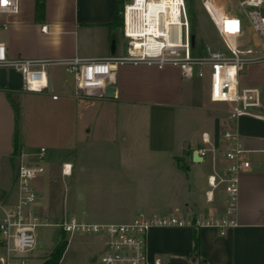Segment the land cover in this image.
Wrapping results in <instances>:
<instances>
[{"label":"crops","instance_id":"crops-1","mask_svg":"<svg viewBox=\"0 0 264 264\" xmlns=\"http://www.w3.org/2000/svg\"><path fill=\"white\" fill-rule=\"evenodd\" d=\"M128 1L43 0L40 13L35 0L33 20L14 21L11 17L21 9L4 16L0 29L10 28L11 34L9 42L0 40L6 43L12 57L65 59L123 55L127 42L119 43L117 35L121 32L125 37L121 10ZM23 35L45 37L47 48L44 51L26 50L21 42ZM113 41L116 42L114 54ZM48 73L52 93L45 94L58 101L63 94L53 92L54 76L49 69ZM244 77L242 75V79ZM71 78L74 91L70 96L75 97V83ZM249 82L246 78L244 83ZM107 84L116 86L114 97L106 98L103 90H97L81 99L90 98L92 104L103 111L97 124L88 127V136H97L103 130L106 137L113 132L122 137L118 147L120 163L116 168V185L124 203L122 208L126 211L120 221L115 222L131 221L141 212L186 217L221 215L226 204L223 187L214 189L213 201L207 200L213 153L199 154L200 162L192 160V153L207 145L202 139V134L207 132L217 147L222 165L221 151L226 145L223 132L228 127H236L250 161V167L240 175L239 224L228 229L225 235L214 226L154 227L147 238L149 258L151 263L159 259L160 264H264V118L243 116L233 121L228 117V104L222 103L226 105V112L220 109L221 104L211 106L205 128L191 135L186 129L187 120L203 107V89L197 78L186 79L175 67L159 69L126 64L115 68ZM22 91L21 75L11 69H0V155L9 153L13 157L16 116L12 95ZM53 93H58L59 98L53 99ZM23 147L24 143L18 153L20 157L24 154ZM38 152L29 153L28 161L34 162ZM105 184L109 183L105 181ZM16 198L17 187L13 201ZM81 198L86 200L82 212L88 220L84 221L114 222L94 214L85 193ZM97 237L88 249L86 262L97 261L94 257L104 249V239ZM34 257L36 261L35 254Z\"/></svg>","mask_w":264,"mask_h":264},{"label":"built area","instance_id":"built-area-1","mask_svg":"<svg viewBox=\"0 0 264 264\" xmlns=\"http://www.w3.org/2000/svg\"><path fill=\"white\" fill-rule=\"evenodd\" d=\"M238 5L257 34L258 44L247 49L238 46L245 34L243 17L234 12H223L212 0H201L220 37L221 47L207 45L204 55L194 53L191 17L186 0H130L123 5L124 35L128 39L123 55L104 58L79 56L52 59L12 57L5 42L0 40V69H11L22 77L26 92H49L50 65H63L75 83V97L82 98L103 90L116 67L126 64L154 66L159 69L175 67L186 79L202 78L204 68L210 67L209 96L214 102L228 104V117L237 121L243 116L264 118L262 90L258 85L241 81L245 66L264 62V0H237ZM169 2V3H167ZM172 5L175 7L173 8ZM18 0H0V27L4 16L19 12ZM46 29V26L43 27ZM52 92V91H51ZM53 99L59 94L53 93ZM202 139L206 146L197 149L200 155L213 153V172L209 175L211 189L207 200H214V189L222 186L226 204L221 215L186 217L177 214L141 212L128 222L95 223L70 215L59 223L64 233L95 235L104 239V249L98 253L99 264H160L150 262L148 232L154 227L214 226L225 235L238 222L240 175L250 161L247 149L236 127L223 132L226 145L221 151L224 161L219 163L217 147L209 134ZM46 147H41L34 162H21L17 168V198L0 203V244L4 252L1 264H35L38 246L37 229L49 224L38 209V191L35 181L45 173ZM63 172H72V163H64ZM68 170V172H66Z\"/></svg>","mask_w":264,"mask_h":264},{"label":"rangeland","instance_id":"rangeland-1","mask_svg":"<svg viewBox=\"0 0 264 264\" xmlns=\"http://www.w3.org/2000/svg\"><path fill=\"white\" fill-rule=\"evenodd\" d=\"M18 1L21 10L11 18L19 23L33 20L35 0ZM186 1L189 12H192L196 33L194 53L204 55L207 45L212 48L221 47L218 32L203 8L201 0ZM212 2L223 12L230 11L243 17L245 34L238 39L239 48L247 49L258 44L257 34L249 21L245 19L237 0H212ZM10 34V28L0 29V39L9 42ZM117 39L119 43L123 40L128 41L121 32L118 33ZM21 42L25 48L27 47L26 50L33 48L44 51L48 40L42 36L27 38L23 35ZM48 69L54 76L53 92L63 94L58 101L51 100L45 92L43 94L22 91L12 95L16 116L15 128L20 142L24 143V154L22 157L18 154L11 157L9 153L0 155V203L14 202L19 164L29 162V153H36L41 146H45L47 148L44 158L46 171L42 174L43 178L37 180L36 188L38 209L44 221L49 224L37 229L38 247L34 254L38 259L35 263L43 264L45 257L65 237L68 240V246L60 264H99L97 261L86 262L88 249L99 237L64 233L59 223L72 214L80 220H88L82 212L86 200L83 199L84 197L81 198V194L84 193L89 201L87 204L92 207L94 214L100 215L104 220L120 221L119 219L126 211L122 208L124 203L121 201L116 185V168L120 163L118 147L122 137L118 132L110 133L106 137L103 130L99 131L97 136H88V127L97 124V118L103 114V111L100 106L92 104L90 98L81 99L70 96L74 91L71 87L72 75L64 70L63 65H51ZM204 71L205 76L197 78L203 89V107L198 108L187 120L186 129L191 135L205 128V120L211 112L209 110L211 106L221 104V110L226 112L225 109H227L226 105L211 101L210 67L206 66ZM242 75L250 81L246 85L261 86L264 101V62L245 66L241 71V79ZM245 77L241 80L243 84L246 82ZM68 162L72 163V172L65 174L63 165ZM105 181L109 184L106 185ZM1 219L0 211V221ZM3 252L4 249L0 244V255Z\"/></svg>","mask_w":264,"mask_h":264},{"label":"trees","instance_id":"trees-1","mask_svg":"<svg viewBox=\"0 0 264 264\" xmlns=\"http://www.w3.org/2000/svg\"><path fill=\"white\" fill-rule=\"evenodd\" d=\"M37 6H38V12L42 13L44 3L43 0H37ZM190 17H191V23H192V29L195 33V28L193 24V16L192 12L190 11ZM22 149V143L20 142V138L18 135V132H15L14 136V149H13V155H16L20 153ZM197 242H195V248L197 249ZM68 246V240L63 237L62 240L53 248V250L45 257L43 264H60V261L64 255V252Z\"/></svg>","mask_w":264,"mask_h":264},{"label":"water","instance_id":"water-1","mask_svg":"<svg viewBox=\"0 0 264 264\" xmlns=\"http://www.w3.org/2000/svg\"><path fill=\"white\" fill-rule=\"evenodd\" d=\"M263 13H264V9H263ZM195 39H196V35L193 34L192 35V43H195ZM115 47H116V42L113 41L112 43V54L115 53ZM49 90H52V81L51 79L49 80ZM116 94V86L113 84H107L104 89H103V96L106 98H112L114 97ZM192 160L194 162H200L202 161V157L199 155L197 150H194L192 153ZM97 259V255L94 257V260Z\"/></svg>","mask_w":264,"mask_h":264},{"label":"bare ground","instance_id":"bare-ground-1","mask_svg":"<svg viewBox=\"0 0 264 264\" xmlns=\"http://www.w3.org/2000/svg\"><path fill=\"white\" fill-rule=\"evenodd\" d=\"M167 3H169V2H167ZM172 7L174 8L175 6H174V5H172ZM66 172H68V170H67Z\"/></svg>","mask_w":264,"mask_h":264}]
</instances>
